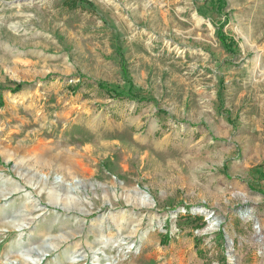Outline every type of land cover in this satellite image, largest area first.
Instances as JSON below:
<instances>
[{
	"label": "rangeland",
	"instance_id": "rangeland-1",
	"mask_svg": "<svg viewBox=\"0 0 264 264\" xmlns=\"http://www.w3.org/2000/svg\"><path fill=\"white\" fill-rule=\"evenodd\" d=\"M70 4L0 0V264H264V0Z\"/></svg>",
	"mask_w": 264,
	"mask_h": 264
},
{
	"label": "bare ground",
	"instance_id": "bare-ground-1",
	"mask_svg": "<svg viewBox=\"0 0 264 264\" xmlns=\"http://www.w3.org/2000/svg\"><path fill=\"white\" fill-rule=\"evenodd\" d=\"M122 215L123 214L121 212H117V213H113L112 214V218H111V222L112 223H111L110 226L111 227H114L115 231H113V232L110 231L111 233L108 236H102L101 239L103 241L108 242V241L113 240L115 238H121L120 235H122L126 231V229L128 228V226H129V223L126 222V220H122L121 219ZM123 217H124V215H123ZM65 220L64 221H58V223L51 224V225H49L48 228H51V227H54V226H57V225L64 224L65 223ZM101 220H102L101 218H98L95 223L98 224V223L101 222ZM33 221H35V220H33ZM22 225H23L22 223L19 224L18 225V228L21 227ZM63 238H65V237L62 236V235H59V236L56 237V240L57 239H63ZM76 250L77 249H75V250L74 249H71V250H69L66 253H69L70 254V253L76 252ZM27 258H28L29 261H32V262H37L38 261V258H32L31 256L30 257L28 256ZM74 259H75V257L72 256V258L70 260L71 261H74ZM14 263L15 262H13V261H9L8 262V264H14Z\"/></svg>",
	"mask_w": 264,
	"mask_h": 264
},
{
	"label": "trees",
	"instance_id": "trees-1",
	"mask_svg": "<svg viewBox=\"0 0 264 264\" xmlns=\"http://www.w3.org/2000/svg\"><path fill=\"white\" fill-rule=\"evenodd\" d=\"M70 1H73V0H69V4H70ZM222 1V0H220ZM70 5H75V2L74 3H71ZM224 6V4H223ZM219 38H220V42L227 48L228 45H227V42H226V38L221 34V32H219ZM22 83H18L15 85L14 88H11L10 91L13 92V93H16V92H19L20 90H22ZM168 234H165L164 238H168Z\"/></svg>",
	"mask_w": 264,
	"mask_h": 264
},
{
	"label": "crops",
	"instance_id": "crops-1",
	"mask_svg": "<svg viewBox=\"0 0 264 264\" xmlns=\"http://www.w3.org/2000/svg\"><path fill=\"white\" fill-rule=\"evenodd\" d=\"M59 212V211H58ZM106 260V259H105ZM100 262V264H102V261H99ZM106 264H109V263H106Z\"/></svg>",
	"mask_w": 264,
	"mask_h": 264
},
{
	"label": "built area",
	"instance_id": "built-area-1",
	"mask_svg": "<svg viewBox=\"0 0 264 264\" xmlns=\"http://www.w3.org/2000/svg\"><path fill=\"white\" fill-rule=\"evenodd\" d=\"M131 248H133V247L131 246Z\"/></svg>",
	"mask_w": 264,
	"mask_h": 264
}]
</instances>
